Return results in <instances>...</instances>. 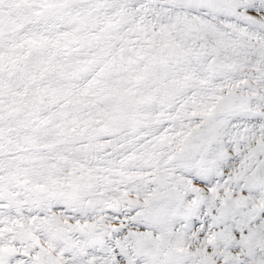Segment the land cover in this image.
<instances>
[{
  "label": "snow or ice",
  "instance_id": "snow-or-ice-1",
  "mask_svg": "<svg viewBox=\"0 0 264 264\" xmlns=\"http://www.w3.org/2000/svg\"><path fill=\"white\" fill-rule=\"evenodd\" d=\"M0 264H264V0H0Z\"/></svg>",
  "mask_w": 264,
  "mask_h": 264
}]
</instances>
